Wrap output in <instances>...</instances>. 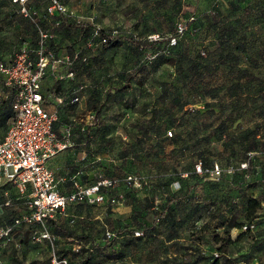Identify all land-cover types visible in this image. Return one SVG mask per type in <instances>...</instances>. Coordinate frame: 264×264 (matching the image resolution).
I'll return each instance as SVG.
<instances>
[{
	"label": "rangeland",
	"instance_id": "obj_1",
	"mask_svg": "<svg viewBox=\"0 0 264 264\" xmlns=\"http://www.w3.org/2000/svg\"><path fill=\"white\" fill-rule=\"evenodd\" d=\"M59 2L65 12L54 18L45 15L48 0H34V23L20 16L9 0H0L1 61L9 64L22 43L36 41L39 32L47 35V49L59 58L79 54L73 79L46 76L43 83L44 91L54 84L53 94L63 98L55 132L69 145L54 159L56 178L75 175L86 182L133 172L154 185L156 175L166 176L150 191L128 192L125 202L113 207L71 205L54 221L62 232L47 224L59 252L69 264L87 253L92 264H209L214 252L222 254L220 264H264V99L255 95L259 84L264 85V0ZM61 19L89 23L92 35L83 39L75 31H64L57 24ZM178 24L184 29L179 35ZM96 30L132 38L142 49L122 41L100 53ZM172 37L177 44L170 50ZM149 38L159 42L155 51L146 47L153 42ZM158 55L167 56L176 67L160 63ZM219 55L225 60L216 65ZM246 69L255 77L248 98L247 83L238 92L232 87L238 71ZM74 97L78 99L71 103ZM206 103L216 112L198 114ZM10 115L0 84V139ZM222 119L229 127L227 137L217 131ZM256 124L262 130L254 134ZM167 129L173 134L170 142L164 139ZM65 130L71 134L68 141ZM209 137L216 140L208 143ZM248 153L254 159L245 171L240 164ZM198 158L217 161L225 169L233 165L235 175L195 177L191 172ZM177 173H188V178L182 181L183 196L170 204L167 186ZM9 194L16 196L17 191L10 189ZM251 200L260 206L250 219ZM146 205L154 211L169 205L165 211L170 224L154 222L145 213ZM252 219L260 225L258 232L241 233L233 227ZM36 229L23 225L15 230L0 250V264H48V245L30 239ZM133 229L143 230L144 236L113 243L102 239L104 230L119 235ZM80 241L83 247L75 252Z\"/></svg>",
	"mask_w": 264,
	"mask_h": 264
},
{
	"label": "built area",
	"instance_id": "obj_2",
	"mask_svg": "<svg viewBox=\"0 0 264 264\" xmlns=\"http://www.w3.org/2000/svg\"><path fill=\"white\" fill-rule=\"evenodd\" d=\"M34 0H11L17 7V12L23 18L36 23V11L31 7ZM65 12L59 0H48L46 16L59 18ZM59 24V21L57 22ZM184 31L181 25H177L176 34ZM39 38L34 46L23 44L11 56L9 64L0 60V76L3 86L12 91L10 118L3 138L0 140V218L3 212L12 206H22L14 215L10 224H0V248L11 239L13 232L23 225H36V231L32 233L31 240L36 243L46 242L49 248L48 264H68L66 257L57 254L56 238L48 230V222L55 220L57 215H63L69 205L87 203L90 205L112 206L120 204L122 195L117 193L107 198L104 192L116 190L120 183L133 189H140L144 178L137 175H126L122 180L116 178L98 177L97 181L90 185L74 183V190L62 194L56 190V182L53 172L48 168L49 161L69 144L58 140L54 131V123L57 120L56 108L52 110L44 105L42 95V83L46 76H54L57 80L72 79L74 77V65L79 54L75 53L65 58H59L52 50L46 47L47 35L39 32ZM94 36L103 44V39L97 30ZM92 35V33H91ZM90 35V36H91ZM155 38H149V40ZM175 38L170 39V45L175 44ZM55 104H61L62 98L54 96ZM77 98L72 99L76 102ZM71 136L69 130H65V140ZM167 136H171L168 132ZM253 157V154H249ZM249 163L241 164L240 169L246 170ZM194 172L198 175H206L208 178L217 179L224 170L215 164L210 170H204L200 162L194 166ZM228 174L234 173V168L227 170ZM184 177L186 174L183 175ZM173 189L179 188L178 182L172 183ZM17 191L13 198L9 190ZM16 206V207H17ZM73 223V220H70ZM255 225L244 226L243 231L254 230ZM140 231H134V237H141ZM119 235L106 230L104 240L107 243L117 240ZM80 245L76 244L77 252ZM217 257V253H214Z\"/></svg>",
	"mask_w": 264,
	"mask_h": 264
},
{
	"label": "trees",
	"instance_id": "obj_3",
	"mask_svg": "<svg viewBox=\"0 0 264 264\" xmlns=\"http://www.w3.org/2000/svg\"><path fill=\"white\" fill-rule=\"evenodd\" d=\"M9 3L12 5V6H14L16 9H17V7L15 6V5H13L12 3H11V0H9ZM18 13V12H17ZM59 25L61 26V28L64 30V31H67V32H69V31H75V32H77L78 33V36L79 37H82L83 39H88V37H90V35H91V33H92V30H93V27L89 24V23H72V24H68L64 19H61L60 21H59ZM178 25H181V24H178ZM177 27V26H176ZM176 31V30H175ZM98 32V35H99V37L101 38V39H103V44H101V50H100V53H103V52H105V51H107L109 48H111L112 47V45H114V44H118V43H121L122 41H124V42H127V43H129V44H131L132 46H134L135 48H138V49H142V46H141V44H139L138 42H134L133 41V39L132 38H129V37H126V38H113L112 36H110V35H108V34H105V33H103L102 31H100V30H98L97 31ZM173 38V37H172ZM171 39V38H170ZM170 39H169V43H168V47L170 48V50H173L174 48H175V46H176V44H177V42H175V44L174 45H170ZM34 43H35V41L34 42H32V43H30L29 45L31 46V47H33L34 46ZM23 44H25L24 42L22 43V45ZM156 46H159V42H157L156 40H154L153 42H150L149 44H147V46L146 47H148V49H153V51H155V47ZM47 47V46H46ZM53 51V50H52ZM54 52V51H53ZM232 54V56H233V52L231 53ZM157 57H159V59H162V62H160V63H162V64H170V65H173V66H175V64H173V62L172 61H170L168 58H166L164 55H158ZM217 61H215L214 63L216 64V65H219V63H221L220 61L222 60V59H224L225 60V58H222L221 57V55H219V56H217ZM6 63V62H5ZM222 63H224V62H222ZM176 67V66H175ZM75 75V74H74ZM250 77V78H249ZM254 74H252V73H250L249 74V72H248V70L246 69V70H239L238 71V74H237V77H236V81L232 84V87L233 88H235L236 89V92H238L239 90L241 91V90H244L243 88H244V86L246 85V83H247V86L248 87H246V89L244 90V94L246 95V98H248V97H250V90H249V88H250V86L252 85V81L254 80ZM73 79V78H72ZM247 79H249L248 81H247ZM69 80H71V79H69ZM242 81H243V86H242ZM247 81V82H246ZM241 82V83H240ZM43 83H44V81H43ZM42 83V95H43V97H44V105H48V107L52 110L54 107L56 108V114H57V120H56V122L58 121V117H59V106L61 105V104H55V101H54V96H57L56 94H53L54 93V91L52 90L53 89V85L54 84H52L51 85V87H49L48 89H47V91L45 90L44 91V89H43V84ZM55 83V82H54ZM0 84H1V86L4 88V90H5V94H6V98L8 99V101H9V106H10V112H11V115H10V118H11V116H12V110H11V99H12V91L11 90H9V89H7L6 87H4L3 86V83H2V79H1V76H0ZM249 84V85H248ZM261 85V86H260ZM252 88V87H251ZM48 91H51V94H48ZM263 91V92H262ZM235 92V93H236ZM255 95H258L259 97H260V99H261V101L264 99V85H262V84H259V86H258V90L255 92ZM59 97V96H58ZM235 97V96H234ZM60 98H62V97H60ZM74 98H77V97H74ZM74 98H72V99H74ZM72 99H71V103H74V102H72ZM78 99V98H77ZM62 102H63V98H62ZM216 108H213L210 104H205V106L203 107V109L202 110H198L197 111V113L198 114H203V113H208V112H211V111H215L216 112ZM237 110H240L239 109V107H236V111ZM232 112H233V110H232ZM219 113V112H218ZM56 122L54 123V126H53V128H54V131H55V126H56ZM180 122H182L183 123V121L182 120H180ZM231 123H233V119H232V121H231ZM180 125V127H183L184 125L183 124H179ZM218 125H220L219 127H218V130L217 131H220V133H219V136H224V137H227V135L226 134H224V133H226L227 132V130H228V126H227V121L226 120H224V119H222V121L218 124ZM255 128H256V132H254V134H256L257 132H259L260 130H262V127H261V125L260 124H256L255 125ZM168 132H170L171 133V136H167V133ZM56 133V132H55ZM85 134H87V130H85ZM218 136V137H219ZM256 136V135H255ZM228 138H229V140L231 141L233 138H234V136L232 135V136H228ZM164 139H165V141H172L173 140V134H172V131L170 130V129H167L165 132H164ZM216 139L215 138H211V137H209L208 138V143L209 142H212V141H215ZM175 149V148H174ZM174 149H172L171 150V153L173 154V152H175V150ZM249 154H252V153H248L247 154V156H246V158H245V160L241 163V164H243V163H245V162H248L249 163V165H250V163L252 162V160L254 159V157H250L249 156ZM135 157H137V156H135ZM135 160L136 161H140L141 160V158H139V157H137V158H135ZM148 160H151V158H149ZM198 162H200L201 163V165H202V168L204 169V170H210L215 164H217L222 170H224V172H222V174L217 178V179H219V178H221L222 176H225V175H227V176H233V175H235V173H233V174H228L227 173V170L229 169V168H231V167H233L234 169H235V167L233 166V165H230V166H228L226 169L225 168H222V166L217 162V161H210V162H207L206 160H203V158H198V159H196L195 160V162H194V164H193V167H192V172H191V174L193 175V176H195V177H203V178H208V176H206V175H198V174H196L194 171V166H195V164L196 163H198ZM241 164H240V166H241ZM252 164V163H251ZM249 169V168H248ZM248 169H246V170H248ZM245 170V171H246ZM184 174H186V176L184 177L183 175ZM126 175H137V176H140V177H142V178H144L145 179V177L143 176V175H140V174H137V173H133V172H126V173H124L122 176H120L119 178H116V179H118V180H122L123 179V177H125ZM101 177H105V178H112V177H109V176H101ZM164 177H166V176H164V175H161V174H158V175H156V180H155V182H154V185H151V183H149L148 181H144V183L142 184V186H141V188L140 189H133V188H131V187H127L126 185H124L123 183H120L119 184V186H118V188L116 189V190H110V191H106V192H104V194H106V197L107 198H111V197H113V196H115L117 193H119L120 195H122V200H121V202H120V204H122V203H124L125 202V197H126V194L128 193V192H131V193H136V192H142V191H150V190H152L153 188H154V186L155 185H157L158 183H159V181H161ZM115 178V177H114ZM188 178V173H177V174H175V176L173 177V180L169 183V186H167L168 188V190H169V192L172 194V197H171V199H170V201H172V203H170V201H169V203L170 204H173V202H175V201H178V199L181 197V196H183V193H182V191H183V184H182V181L184 180V179H187ZM98 179V178H97ZM97 179L96 180H91V181H87V182H85V184L84 185H87V186H90V185H92V184H94L96 181H97ZM146 180V179H145ZM174 182H178V184H179V188L177 189V190H175V189H173V186H172V183H174ZM82 184V183H81ZM158 186V185H157ZM162 188V187H161ZM11 197L13 198L14 196H12L11 195ZM187 200V199H186ZM185 200V201H186ZM168 203V202H167ZM168 203V204H169ZM80 204H85V203H80ZM80 204H74V205H72V206H77V205H80ZM87 204V203H86ZM105 206H107V207H113L112 205H110V204H108V203H105L104 204ZM117 205H119V204H117ZM17 206V205H16ZM16 206H12L11 207V209H7L6 211H4L3 212V215H2V217L0 218V224L1 225H8V224H10V222H11V220H12V218L14 217V215H16V214H14V213H18V211L16 210ZM71 205H69L67 208H66V210H65V212H64V214L63 215H65L66 214V211H67V209L70 207ZM114 206H116V205H114ZM260 206V202H258L257 200H251L250 202H249V212H248V218H253L254 216H255V213H256V210H257V208ZM168 207H170L169 205H167L166 207H165V209L163 210V211H158V210H152L154 207L152 206V205H146V206H144V210H145V213L146 214H151L152 216H153V219H154V222H162L163 224H170V220H169V217H167V215H168V212L167 211H165ZM22 209V208H21ZM10 211H11V214L13 213V215H10L9 216V218L7 217V220H5V218H6V216L8 215V213H10ZM63 215H57L56 216V218H55V220H50L48 223L50 224H52L54 227V231H57V232H62V230L60 229V228H58L55 224H54V221H56V219H57V217L58 216H63ZM70 220H73V223H70ZM69 220V223L71 224V225H73L74 223H75V221H74V219H70ZM250 224H254L255 225V228H254V230H247V231H243V227L244 226H249ZM28 226H35V228H36V225L35 224H32V225H28ZM49 226V225H48ZM233 227H235V228H237L241 233H251V232H258L259 231V229H260V225H259V223H258V221L257 220H250V221H248V222H246L245 224H239V225H236V226H233ZM17 230V229H16ZM36 231V230H35ZM106 230H104L103 231V236H102V239L104 240V232H105ZM134 231H140V232H142V236L141 237H134L133 236V232ZM52 234V233H51ZM64 234V233H63ZM52 235H54V233L52 234ZM32 236V235H31ZM31 236H30V239H31ZM132 237V238H136V239H140V238H142L143 236H144V231L143 230H135V229H133V230H131L130 232H127V233H124V234H119V238L120 239H123V238H126V237ZM56 238V237H55ZM118 238V239H119ZM117 239V240H118ZM117 240H114L113 242H115V241H117ZM105 241V240H104ZM113 242H110V243H113ZM41 243H45L46 244V242H41ZM55 244H56V248H57V254H59L60 256H62V257H66L67 258V260H68V257L67 256H65V255H62L60 252H59V249H58V247H57V239H56V242H55ZM76 244H79L80 245V249L79 250H81L82 249V247H83V244H82V242L80 241V242H77ZM4 247V246H3ZM3 247H1L0 248V250L3 248ZM78 250V251H79ZM77 251V252H78ZM214 253H217V257H214ZM213 254H212V256H211V258H210V260H209V264H220V259H221V257H222V254L221 253H219V252H214ZM92 260H93V258H92V256H91V254H89V253H87V255H86V257L84 258V259H82V260H79V261H77L76 262V264H92ZM1 263V262H0ZM68 264H69V260H68Z\"/></svg>",
	"mask_w": 264,
	"mask_h": 264
},
{
	"label": "crops",
	"instance_id": "obj_4",
	"mask_svg": "<svg viewBox=\"0 0 264 264\" xmlns=\"http://www.w3.org/2000/svg\"><path fill=\"white\" fill-rule=\"evenodd\" d=\"M46 106V108H48V109H50L49 107H48V105H45ZM7 129V128H6ZM6 131V130H5ZM5 133V132H4ZM3 136H4V134H3ZM3 136H2V138H3ZM1 138V139H2ZM0 139V140H1ZM57 155V154H56ZM56 155L49 161V163H48V168L53 172V175H54V180H55V182H56V190H58L60 193H62V194H66V193H69V192H71V191H73L74 190V183H84L85 184V182H83V181H78L77 180V178H76V176L75 175H73V176H71L70 178H68V179H66V178H63V177H59V178H56V176H55V174H54V172H55V167H52V166H54V164L56 163V161L54 160L55 159V157H56ZM78 174V173H77ZM76 178V179H75ZM88 180H86V182H87ZM59 186H63L64 188L63 189H60L59 188Z\"/></svg>",
	"mask_w": 264,
	"mask_h": 264
}]
</instances>
